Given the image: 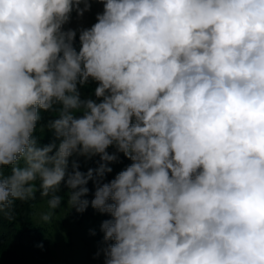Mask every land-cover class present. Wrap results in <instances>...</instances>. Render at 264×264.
I'll list each match as a JSON object with an SVG mask.
<instances>
[{"label":"clouds","instance_id":"1","mask_svg":"<svg viewBox=\"0 0 264 264\" xmlns=\"http://www.w3.org/2000/svg\"><path fill=\"white\" fill-rule=\"evenodd\" d=\"M99 2L77 50L90 0H0V218L63 187L111 217L105 264H264V0Z\"/></svg>","mask_w":264,"mask_h":264},{"label":"trees","instance_id":"2","mask_svg":"<svg viewBox=\"0 0 264 264\" xmlns=\"http://www.w3.org/2000/svg\"><path fill=\"white\" fill-rule=\"evenodd\" d=\"M75 47L79 50V42L75 43ZM40 116L35 135L39 138V143L44 145L53 139V133L47 128V123L55 119L56 115L53 112L41 111ZM107 151L117 152L115 147H110ZM117 155V161L110 164L113 171L107 174L104 182L113 179L131 163L122 153ZM74 158L78 160L81 171L98 166L99 156L91 160H86L84 157ZM88 187L90 193L87 198L91 200L94 192L93 183L89 182ZM64 192H67V189L62 187L60 195L65 201H62L61 208L57 210L51 222L44 223L39 219V213L47 210V198L40 197L39 193L34 201H17L13 219L10 220L7 215L0 218V264H49L48 255L52 248L65 247L71 243L73 236H80L79 239L87 238L81 230L84 228L85 221H90L89 225H91L93 220H100L102 223L111 218L108 214H101L91 206L82 213L69 209L66 202L67 194Z\"/></svg>","mask_w":264,"mask_h":264},{"label":"rangeland","instance_id":"3","mask_svg":"<svg viewBox=\"0 0 264 264\" xmlns=\"http://www.w3.org/2000/svg\"><path fill=\"white\" fill-rule=\"evenodd\" d=\"M90 2L89 11L84 12L83 16H77L74 11L71 14L70 22L64 26L65 30L69 28L77 30L74 47L75 43L79 42V30L91 27L96 22L97 14L103 12V3L99 0H90ZM97 86L98 82L91 78L83 86L78 85L81 99H97L94 95ZM89 224L90 221H85L84 228L81 229L87 238L79 239L80 236H73L71 243L65 247L52 248L48 255L49 264H105V249L107 243L110 242L104 241V234L100 230V220H93L91 225Z\"/></svg>","mask_w":264,"mask_h":264}]
</instances>
